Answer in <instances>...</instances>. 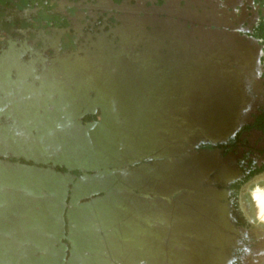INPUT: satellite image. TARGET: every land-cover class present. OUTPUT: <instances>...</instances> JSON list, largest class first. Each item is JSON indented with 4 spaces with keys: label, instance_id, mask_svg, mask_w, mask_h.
Returning <instances> with one entry per match:
<instances>
[{
    "label": "flooded vegetation",
    "instance_id": "obj_1",
    "mask_svg": "<svg viewBox=\"0 0 264 264\" xmlns=\"http://www.w3.org/2000/svg\"><path fill=\"white\" fill-rule=\"evenodd\" d=\"M197 70L205 96L182 86ZM101 123L112 139L173 141L128 166L159 230L158 256L144 234L139 264H264V213L248 197L264 183V0H0L1 168L76 182L83 171L35 159L80 152ZM188 166L190 182L149 184Z\"/></svg>",
    "mask_w": 264,
    "mask_h": 264
},
{
    "label": "water",
    "instance_id": "obj_2",
    "mask_svg": "<svg viewBox=\"0 0 264 264\" xmlns=\"http://www.w3.org/2000/svg\"><path fill=\"white\" fill-rule=\"evenodd\" d=\"M207 79L205 71L197 70L193 81L186 79L182 86H193L197 97L205 96ZM189 96L183 94L182 101L191 102ZM198 104L197 113L202 108ZM107 124L87 127L85 134L95 131L96 139L83 140L85 147L80 152L77 144L70 142L73 145L48 161L35 159L36 163L50 161L69 170L83 171V177L76 182L72 174L54 168L32 166L7 171L0 166V264H111V259L116 263L139 264L143 261L141 251L125 250L128 246L140 249L144 234L154 240L149 243V248L153 247L151 256H158L157 220L146 219V227L140 222H126L128 216L140 217L144 213L142 171H129L128 166L143 158L139 155L134 158L132 152L139 153L143 147L167 150L173 141L112 139L107 135L110 133ZM186 127L208 128L202 124ZM173 128V124L166 126L168 132ZM189 166L179 172L180 178H174L172 169L154 172L155 178L149 179V184L190 182L183 177V173H191ZM184 224L187 229L189 224ZM111 246L113 254L108 253Z\"/></svg>",
    "mask_w": 264,
    "mask_h": 264
},
{
    "label": "rangeland",
    "instance_id": "obj_3",
    "mask_svg": "<svg viewBox=\"0 0 264 264\" xmlns=\"http://www.w3.org/2000/svg\"><path fill=\"white\" fill-rule=\"evenodd\" d=\"M261 53H263V52L260 51V54H261ZM255 188H257V189H255V190L253 191V195L250 194L248 197L251 199V201H253V198H255V200H256V202H257V205H258L259 213L262 214V213H264V212H263V211H264V206H262V208H261V206L259 205L258 197H257V193L264 191V183L255 186ZM261 198H263V195L261 196ZM262 200H263V199H262ZM262 209H263V210H262Z\"/></svg>",
    "mask_w": 264,
    "mask_h": 264
},
{
    "label": "crops",
    "instance_id": "obj_4",
    "mask_svg": "<svg viewBox=\"0 0 264 264\" xmlns=\"http://www.w3.org/2000/svg\"><path fill=\"white\" fill-rule=\"evenodd\" d=\"M127 218H128V219L126 220V222H128V223H133V222H137V223H139V222H140V223L143 225V224H145V221H146L145 218H144L143 216H140V217H138V216H128ZM142 240H143V242H144L145 238H142ZM137 244H138V243H137ZM143 245H145V242L141 244L140 251H141ZM137 249H138V248H137Z\"/></svg>",
    "mask_w": 264,
    "mask_h": 264
},
{
    "label": "bare ground",
    "instance_id": "obj_5",
    "mask_svg": "<svg viewBox=\"0 0 264 264\" xmlns=\"http://www.w3.org/2000/svg\"><path fill=\"white\" fill-rule=\"evenodd\" d=\"M262 195H263V198H261ZM259 202L262 206H264V191L260 192L259 194Z\"/></svg>",
    "mask_w": 264,
    "mask_h": 264
}]
</instances>
